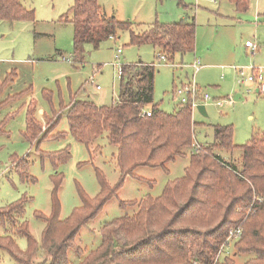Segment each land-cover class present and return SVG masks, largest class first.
<instances>
[{"label": "trees", "instance_id": "16d2710c", "mask_svg": "<svg viewBox=\"0 0 264 264\" xmlns=\"http://www.w3.org/2000/svg\"><path fill=\"white\" fill-rule=\"evenodd\" d=\"M231 1L238 12L249 9L250 0ZM71 13L77 63L84 62V44L98 47L120 30H130L132 44H150L166 60H174L178 53L195 52V22L156 21L136 32L132 21L105 15L98 0H75ZM0 20L33 21L34 10L27 9L23 0H0ZM122 71L118 99L111 106L73 97L64 106L71 135L91 154L88 162L102 149V139L106 138L115 150L113 160L120 171L119 182L111 185L104 171L95 167L99 194L91 197L78 186L81 205L64 218L59 199L64 175L55 174L50 214H36L45 223L41 241L34 237L25 218L31 198L24 196L0 207V229L5 230L0 233V251L8 252L16 264H36L34 256L40 249L46 253V264H73L70 250L83 257L77 264H237L229 257L222 262L220 257L231 245L227 241L230 232L241 229L233 243L237 241L240 254H253L244 264H264V133L238 146L233 126L217 125L213 144L194 147L196 123L190 104H178L168 112L155 103L154 64H126ZM45 95L52 100L50 91ZM148 110L152 115H143ZM34 111L32 100L25 138L38 143L37 149L42 140L65 138L64 131L58 130L61 114L56 113L45 124L36 119ZM186 147L191 152L182 177L169 180L159 196L121 201L123 209L135 206L137 210L106 222L100 245L88 254L76 244L81 229L117 195L126 177L139 178L135 171L142 166L168 171L167 164L188 157L183 150ZM218 149H241V165L225 160L216 153ZM39 151L55 166L71 158L68 148ZM13 167L23 181H35L27 158L13 159ZM20 237L28 240L26 250L17 243Z\"/></svg>", "mask_w": 264, "mask_h": 264}, {"label": "rangeland", "instance_id": "374dc122", "mask_svg": "<svg viewBox=\"0 0 264 264\" xmlns=\"http://www.w3.org/2000/svg\"><path fill=\"white\" fill-rule=\"evenodd\" d=\"M103 13L116 16L118 20L132 21L136 32H141L152 23L195 22V52L175 55L174 60H161L159 50L150 44H132L130 30H120L115 37L102 41L98 47L90 43L83 46L84 62L74 59V25L71 8L75 0H23V5L34 10V20H0V207L26 196L25 218L34 237L41 241L45 223L37 217V211L49 215L53 176L64 175L59 199L62 217L71 214L81 205L78 186L91 197L100 192L95 167L101 168L111 185L119 182L120 171L114 160V149L107 139L101 140L102 149L91 154L85 145L71 135L67 111L73 98L87 100L98 105L111 106L118 99L119 67L126 64H154V100L161 109L173 112L179 100L175 89L195 80L203 93L211 100L201 102L207 114L199 109L193 111L195 142L211 145L215 142L217 125H232L235 145H243L264 133V93L259 91L261 78L250 85L242 82L252 74L250 68L244 76L233 66L255 65L262 69L264 79V15H254L250 0L249 9L238 12L231 0H98ZM264 5V0H259ZM259 17V18H258ZM258 18V19H257ZM247 40L257 42L259 49L252 53L245 46ZM122 53L118 55V49ZM199 60L200 69L193 67ZM250 69V70H249ZM94 82H91V79ZM100 85L101 89H97ZM29 89L31 92H29ZM52 93V100L45 95ZM231 97L232 104L220 107L216 100ZM35 101L36 119L47 124L48 118L61 114L58 130L64 131L65 138L42 140L32 143L25 138L28 109ZM54 120V119H52ZM68 148L71 158L55 166L48 156L39 150L56 152ZM186 158H178L167 164L168 171L161 167L142 166L135 173L139 178L128 176L117 195L110 199L100 213L76 237V244L86 254L101 243V229L105 223L126 214H132L137 207L123 209L121 201L141 200L148 195L159 196L166 183L182 177L189 163L190 148L183 149ZM225 160L237 165L242 163L241 149L216 150ZM94 154V153H93ZM27 158L29 173L35 181L21 179L13 167V159ZM153 181V185L149 182ZM5 230L0 229V233ZM22 250L28 248L26 237L17 240ZM236 242L224 249L220 257L224 262L229 257L244 264L253 254H240ZM73 264L79 257L69 251ZM46 253L38 250L34 256L36 264H46ZM0 264H16L10 254L0 251Z\"/></svg>", "mask_w": 264, "mask_h": 264}, {"label": "built area", "instance_id": "2783aa9c", "mask_svg": "<svg viewBox=\"0 0 264 264\" xmlns=\"http://www.w3.org/2000/svg\"><path fill=\"white\" fill-rule=\"evenodd\" d=\"M245 46L248 48L249 51H251L253 54L256 53L259 49V45L257 44V42L252 41V40H247L245 42ZM118 55H120L122 53V49H118L117 51ZM160 59L161 60H166V56L164 54H160ZM193 67L196 69V72L200 69V62L199 60H195ZM233 68L239 72L242 76H244V70L246 68H250L252 70V74L248 75L247 78H244L242 80L243 83H245L246 85H250L253 82H256V80L258 78H261V82H260V86H259V91L261 93H264V79L262 78V69H260L259 67H256L255 65H249V66H237L234 65ZM119 70V74H122V67L118 68ZM91 82H94V79H91ZM96 88L99 90L101 89L100 85H96ZM175 98H177L180 102L179 104H190L191 106V110L192 112L195 109H198L200 105H204L201 102H207L209 100H211V96L208 93H203L201 88L197 85V83L195 82V80L191 81L189 84H182L181 86H177L175 89ZM233 100L231 99V97H229L228 99H220V100H216V104L220 107H224L228 104H232ZM143 115H147V116H151L152 115V111L148 110V111H144ZM194 147H200V143L199 142H194ZM239 235H241V229H237L235 231H231L230 235L228 236V243H232L234 240L237 239V237H239Z\"/></svg>", "mask_w": 264, "mask_h": 264}, {"label": "crops", "instance_id": "0c3cea01", "mask_svg": "<svg viewBox=\"0 0 264 264\" xmlns=\"http://www.w3.org/2000/svg\"><path fill=\"white\" fill-rule=\"evenodd\" d=\"M252 4H253V6H252V8L256 11V14H254V15H256V16H258L259 15V17L261 16V15H264V5L261 3V2H259V0H252ZM240 13V12H239ZM258 17V18H259ZM257 18V19H258ZM250 70V69H249ZM251 72H252V70H250ZM260 84V83H259Z\"/></svg>", "mask_w": 264, "mask_h": 264}, {"label": "water", "instance_id": "95a60500", "mask_svg": "<svg viewBox=\"0 0 264 264\" xmlns=\"http://www.w3.org/2000/svg\"><path fill=\"white\" fill-rule=\"evenodd\" d=\"M198 109H199V111H200L202 114H204V115L207 114V112H206V108H205V105H200Z\"/></svg>", "mask_w": 264, "mask_h": 264}]
</instances>
